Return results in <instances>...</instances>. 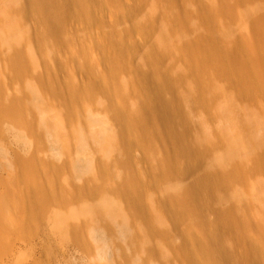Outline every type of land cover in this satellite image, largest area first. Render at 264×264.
<instances>
[{"label": "bare ground", "instance_id": "bare-ground-1", "mask_svg": "<svg viewBox=\"0 0 264 264\" xmlns=\"http://www.w3.org/2000/svg\"><path fill=\"white\" fill-rule=\"evenodd\" d=\"M100 1L0 0L4 24L0 29V44L7 50L3 55L5 67L16 76L29 67L17 36L25 24L33 28L31 36L24 34L25 39L33 38L42 49L49 42L61 43L66 38L63 28L68 16L81 14L87 27H91L95 23L91 7ZM211 1L212 4L201 6L192 14L197 20L192 26H203V33L195 41L206 50V56L195 66L189 41L173 48L167 40L174 22L187 21L188 14L174 8L171 0L147 3L149 16L140 22L141 33L144 37L151 32L158 34L156 40L148 43L140 61L133 65L132 81H136L141 93L135 91L131 103L133 90L127 87L131 85L121 83L115 95L105 94L101 102L104 117L87 113L82 118L67 104L77 100L82 89L70 81L73 79L66 84L68 99L64 100L63 110L78 121L74 136L79 154L68 157L66 144L52 170L67 172L61 186L62 201L86 196L99 199L83 201L78 212L60 213L61 229L63 225L71 239H78L79 218L85 221L87 240L100 247L99 256L106 263L110 261L109 251L116 245L136 250L141 242V255L157 256L163 246H168L184 264H264V181H258L255 176L264 171V73L256 69L254 62L242 64L235 58L237 51L245 53L252 48L243 32L241 36L231 35L225 47L218 44L212 35V21L217 14L229 18L231 12L225 0ZM142 2L145 0H139ZM250 13L252 25L258 26L261 18ZM189 22L182 23L178 33L185 34ZM127 49L122 41L115 44L114 55L107 58L110 69L107 74L96 68L89 51L74 55L86 67V94L91 95L105 80L109 84L114 82L111 70L121 66L120 57ZM174 49L186 67L179 75L170 74L163 66ZM47 51L46 55L50 56ZM207 69L212 72L207 74ZM216 76L225 80L221 87L213 84ZM183 77L190 79L184 89ZM39 80L37 89L27 85L23 91L6 98L0 89V121L18 119L23 130L36 138L52 135L40 106V86H46L55 98L62 97L54 83L44 84ZM26 96L31 100L25 102ZM241 100L247 103H239ZM35 111L41 112L36 124L32 117ZM197 111L202 116L194 121L190 114ZM18 113L25 114H20L21 118ZM133 150L144 152L142 173L135 171V164V168L131 165V160L136 159L132 158ZM4 158L5 152L0 149V167L7 170L9 164ZM10 163H24L36 169L30 156H17ZM163 179H169V184H162ZM11 180L18 181L17 173H11L0 195V249L3 250L8 248L9 229L23 230L27 224L23 216L16 224L12 213L53 197V190L47 192L34 175L27 178L21 195L13 194L8 188ZM173 234L178 239L174 245ZM160 257L162 264H170L169 254ZM132 260L133 264L142 262L140 256Z\"/></svg>", "mask_w": 264, "mask_h": 264}, {"label": "rangeland", "instance_id": "rangeland-1", "mask_svg": "<svg viewBox=\"0 0 264 264\" xmlns=\"http://www.w3.org/2000/svg\"><path fill=\"white\" fill-rule=\"evenodd\" d=\"M151 1L153 2L154 0H145L142 3H139V0H102L94 3L91 10L95 17H93V20L96 24L92 23L91 27H87L85 18L81 14H78L77 17L75 16L76 18L68 16L63 28V35L66 38L61 43L56 42L55 44L49 42L47 47L42 48L43 50L38 47V44L33 38L29 37V39H25V33L31 36L33 32L32 26L25 24L24 29H21V33H17V36L18 38L20 37L23 53L27 58L29 67L19 76H16L5 67L3 55L7 53V50L0 44V89L3 98L14 95L19 90L23 91L27 85L37 89L39 79L44 84L54 83L56 90L62 94L60 99L55 98L46 86H40V98L42 101L40 106L45 117L48 118V126L52 135L47 134L46 136L44 134L42 138H36L32 133L23 130L18 119H4L0 121V149L4 150L6 156L4 160L9 164L7 170H3L0 167V195L4 189L5 182L9 180V176L14 172L18 175V181L11 180L8 182V188L13 194H24L27 178L32 175L35 176L37 183L47 192L50 193L53 190V197L48 200L44 202L39 200L35 207L29 205L26 208L19 209L17 214L12 213L16 224L22 216L27 220V224L23 230L9 229L8 248L6 250L0 249V264H133L132 258H136L137 256L142 258L140 264H162L160 255L164 253L171 256L170 264H184L177 257L175 250L166 248L168 246L161 248L160 255H141L143 253L140 247L141 242H139L140 244L138 243L136 250L116 245L114 249L109 251L110 253L107 252L109 253L110 261L108 260V263H106L99 256L100 247L87 240V224L81 218L78 221L81 223L79 238L71 239L63 230V225L61 229L63 219L61 216L63 215H60V213L67 210L78 212L79 206L83 201L93 202L92 200L96 201L99 198L98 196H86L70 201H62L61 186L64 177L67 176V172L61 169L55 172L52 170V166L57 165L59 162L63 153L62 147L66 144L69 146L68 157H74L79 154L75 146L74 136V133L78 129V121L70 117L63 110L64 100L68 99L66 84L70 79L74 80H70L73 83L78 84L82 92L77 97V100L67 104L72 106L73 112H79L82 118L86 117L87 113L97 117H101L103 114L104 117L105 111L101 107V102L105 100V94L107 92H112L115 95L117 88L121 87V83L131 85L127 86L133 90V95L129 99L130 103L135 98V91L139 94L141 93V90L135 84L136 81H132L133 65L140 61L146 51L148 43L156 40V34H158V31H156L158 29L156 28L155 31L157 33L153 30L155 32L153 35L151 32L149 36L144 37L140 30V22L146 20L147 16H149L150 5L148 4ZM225 2L227 3L226 7L231 12V16L225 19L220 14H217L214 17V21H212V35L218 39L220 46L225 47L231 35L241 36L243 32L249 38L252 48L250 51H245V53L237 51L235 58L242 64L247 63V61L254 62L256 69L264 73V0H225ZM171 3L180 12L187 13L188 18L187 21L182 20V22L177 20L174 22L172 34L167 40H170V43L172 42V47L189 41L188 48L190 49V54L192 56L194 55L192 65L195 66L206 56V50L202 43L195 41L197 36L203 33V26L200 24L192 26L196 20V16L192 14L201 6H209L212 4V1L171 0ZM2 5L0 2V9H2ZM146 6L149 8H146ZM248 13H253L251 15L252 17L259 16V19L261 18V21H258V26L252 25ZM116 15H120L121 18L117 19L116 17L118 16ZM188 19H190V22ZM184 22L185 24L189 22L187 25L189 27L188 31L185 34L178 33L177 30L183 27L182 23ZM3 28L4 24L0 16V29L2 30ZM116 41H122L128 49L124 50L120 57L119 63L121 66L115 69V72L111 70L115 77L114 82L112 81L109 84L107 83L108 80H105L100 84L101 86H97L92 90L91 95L86 94L85 91L88 87L86 86L88 81V76L85 73L86 67L81 64L79 59L74 58V55L81 54L83 50L89 51L88 54H91L89 57L92 58L93 56L97 66L96 68L107 74L110 72L107 58L114 55ZM46 51L50 56L46 55ZM176 52L174 49V52H171L163 62V66L172 75H179L186 68L182 56H177ZM211 72L212 70L207 69V74ZM182 80L184 81L183 89L187 88L190 79L184 78ZM224 83L225 80L223 77L216 76L214 78V86L216 84V86L223 85ZM30 100V96H26L25 102ZM241 101L243 102H239L241 104L247 103V101ZM40 113L38 111L32 113L35 124L41 118ZM199 113L197 111L192 115L190 114L191 119L194 121L198 120L197 118L202 116ZM18 114L21 117L20 114L25 113ZM215 124L213 125L216 126ZM94 128L98 129L99 127L94 126ZM19 136L24 140L20 139ZM132 152H134L132 158L134 159L136 157V159L131 160V165L133 164V168L136 167L135 171L137 173H142L144 171V164L142 165V163H145L144 155H142L144 152L138 150H133ZM17 156L22 158L30 156L33 158L36 163V169L34 168L33 170L24 163L22 165H13L10 163ZM0 162L2 161L0 160ZM255 176L258 177V181H264V171H260ZM162 184H169V179H163ZM153 198L155 200V196ZM262 199V203H264V197ZM177 240L175 234L171 235L172 245ZM119 253H123L124 255L120 256L118 255Z\"/></svg>", "mask_w": 264, "mask_h": 264}]
</instances>
